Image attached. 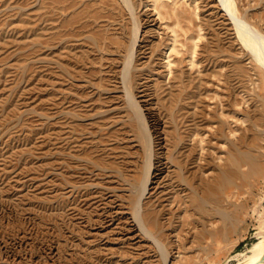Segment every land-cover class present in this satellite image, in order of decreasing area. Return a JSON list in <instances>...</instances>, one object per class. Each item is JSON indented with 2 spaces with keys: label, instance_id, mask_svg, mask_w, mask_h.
<instances>
[{
  "label": "rangeland",
  "instance_id": "374dc122",
  "mask_svg": "<svg viewBox=\"0 0 264 264\" xmlns=\"http://www.w3.org/2000/svg\"><path fill=\"white\" fill-rule=\"evenodd\" d=\"M219 1L0 0V264H238L263 238L264 67ZM234 4L264 35V0Z\"/></svg>",
  "mask_w": 264,
  "mask_h": 264
},
{
  "label": "bare ground",
  "instance_id": "6f19581e",
  "mask_svg": "<svg viewBox=\"0 0 264 264\" xmlns=\"http://www.w3.org/2000/svg\"><path fill=\"white\" fill-rule=\"evenodd\" d=\"M220 1L222 2L224 10H226L228 12L230 18L232 19L238 37L243 42V44L247 47V49L250 51V53H252V55L256 58V60H258L260 62V64L264 67V35L257 28L251 27L242 16L237 14L235 4H234V0H220ZM124 2H126L131 9L130 0H124ZM136 30L137 29L135 26V31ZM136 33L137 32H134V34H133V41L132 42H134ZM132 45L134 46V44L133 43L131 44V48L133 47ZM131 50L133 52V49H131ZM132 52L130 54H132ZM130 54L128 53V55H129L128 58L130 56H132ZM124 64H125V68H127L131 65V64H129L128 60ZM124 73L126 74V72H124ZM126 89H127V93H128L127 95L129 98V103L133 107L136 117L140 120L141 127H142V130L144 132V137L146 140L148 156L150 157V155L152 153L151 152V140H150L149 135L146 134L147 127L144 124V122L141 120V114L142 113L138 109L136 101L130 95L131 93L128 89V85L126 86ZM150 165H151V160L149 158L146 160V165H145V170H144V178H143L141 184L139 183L141 191L146 186V182H147V179L149 177ZM140 209H141V203H140V199H138L135 203V210H134L135 213L134 214H135V217L139 220L140 225L142 227H144V223L142 221L143 219H142V215H141L142 213L140 212ZM257 233H263V230H258ZM261 257H264V236L259 242H257L251 248H249V251L238 252V264H255L257 262V260Z\"/></svg>",
  "mask_w": 264,
  "mask_h": 264
}]
</instances>
